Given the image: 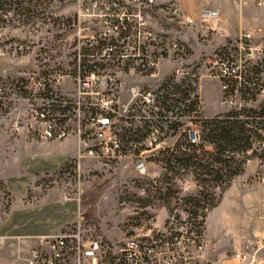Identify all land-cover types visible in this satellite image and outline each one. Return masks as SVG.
<instances>
[{
	"label": "built area",
	"instance_id": "1",
	"mask_svg": "<svg viewBox=\"0 0 264 264\" xmlns=\"http://www.w3.org/2000/svg\"><path fill=\"white\" fill-rule=\"evenodd\" d=\"M156 1L78 0L74 18L68 24L71 38L68 42L60 40L69 47V61L65 65L61 62L47 65L46 70L15 82L14 88L5 87L0 81V112L6 106L10 115L14 114L11 127L15 134L30 135L44 143L74 140L73 163L78 177L83 161L120 164L128 160L139 179L156 184L159 174L151 167L160 152L175 147L177 139L168 145L166 125L174 118L171 112L162 110L159 87L148 88L143 81L160 79L164 58L182 51L177 41L152 25L154 17L163 11ZM211 1L202 0L196 17L178 14L174 9L171 13L182 26L198 23L203 37L228 39L227 22ZM254 1L258 8L264 6V0ZM27 49L24 44L17 46L19 52ZM210 66L217 72L214 78L220 81V108L242 114L249 108L264 107L263 39L239 31L233 53L214 60ZM172 75L190 76L179 70ZM125 80H130L129 86L124 87ZM240 118L259 136L255 148L264 155V117ZM188 119L192 122L193 117ZM138 125H142L139 126L142 141L128 140ZM182 133L188 145H201V131L196 126L189 123ZM148 151L157 154L145 156L143 152ZM258 166V158L247 159L243 171L250 170L251 179L264 185V173ZM138 194L146 197V185L140 186ZM7 205V194L0 182V221L2 208ZM141 221L122 240L108 241L87 234V222L78 218L66 232L28 238L34 239L36 245L28 248L20 261L22 264H264V236L254 235L227 249L205 237L200 216L194 219L186 213L184 217L171 214L160 219L146 212ZM10 239L21 240L0 235V245Z\"/></svg>",
	"mask_w": 264,
	"mask_h": 264
},
{
	"label": "rangeland",
	"instance_id": "2",
	"mask_svg": "<svg viewBox=\"0 0 264 264\" xmlns=\"http://www.w3.org/2000/svg\"><path fill=\"white\" fill-rule=\"evenodd\" d=\"M156 2L161 3L163 11L154 17L152 25L156 30L162 29L170 40L177 41L182 51L164 58L161 62L160 79H145L143 82L148 88L156 89L175 70L180 73L187 72L190 74L187 77L197 80L200 118L226 112V109L218 106L221 98L220 81L214 78L217 72L211 68L210 63L225 54L233 53L239 27L254 39L264 40V6L258 8L254 0H212L211 5L220 11L230 26V37L221 39L214 35L203 37L198 23L182 26L171 13L174 9L178 14L196 17L202 0ZM77 4L78 0H65L64 3L44 0V3L41 2L33 9L28 23H24L23 17L12 18V12L5 20L0 17V81L5 87L14 88L15 82L46 70L47 65L56 62L65 65L69 61V47L65 46V41L62 43L60 40L65 39L68 42L71 38L68 24L74 18ZM20 44L27 45L28 49L17 51ZM182 78L185 77L175 76L176 81ZM129 84L130 80H125L124 87ZM14 99L12 97L15 107ZM255 102L259 104V99L255 98ZM7 109L4 106L0 112V182L5 193H8V205L6 208L1 207L3 212L0 224L4 223L10 232H15V216L18 217L19 226L25 227L24 231L51 230L58 220L33 210L43 209L54 203L76 204L80 208L76 220L83 218L87 222V234L108 241L122 240L126 232L142 224L141 219L146 212L155 214L160 219L171 214L185 216V212L173 203L169 205L151 198L144 199L147 201L145 206L141 202L137 203L138 186L145 185L148 179H139L128 160L120 164L83 161L79 177L74 169L71 176L46 178H43L45 174L50 175L53 172L33 173L28 170L27 162L30 157L39 162L38 168L46 164L49 167L53 165L51 161L55 158L58 160L60 155L71 156L75 152L73 143L62 141L61 144L31 145L30 142L35 141L32 136L16 135L12 130L14 114L10 115ZM194 119L192 122L188 118L180 119L183 126L176 135L167 137L168 145L179 139L182 130L189 123L200 129L199 122ZM143 153L150 157L157 154L155 151ZM254 165L253 162L252 166ZM151 169L160 178L159 163L153 164ZM258 170L264 173V158L259 160ZM251 174L250 170L243 171L240 176L235 177L222 194L219 204L204 211L203 217L200 216L205 237L218 243L220 247L228 249L254 235L264 236V185H259L254 178L251 179ZM173 183L176 185L175 189L180 191L179 199L196 190V184L191 177L174 179L171 184ZM171 209L174 210L170 211ZM24 216L34 219L29 222ZM16 242L14 245L9 243L12 247L5 246V264H22L20 258L28 250L30 240L22 236Z\"/></svg>",
	"mask_w": 264,
	"mask_h": 264
},
{
	"label": "trees",
	"instance_id": "3",
	"mask_svg": "<svg viewBox=\"0 0 264 264\" xmlns=\"http://www.w3.org/2000/svg\"><path fill=\"white\" fill-rule=\"evenodd\" d=\"M44 0H0V17L7 19V13H13L12 18H25L24 23L33 15ZM161 106L165 113H172L173 121L166 125V135L174 136L182 128L180 119L193 117L198 121L201 130V145L198 147L188 145L185 135L180 134L172 150L160 152L156 161L160 165V178L156 184L147 182L146 198L137 194V203L146 205L144 199L151 198L167 204H174L190 218L204 216L208 211L219 204L222 194L228 189L233 179L243 173V164L247 159L258 158L264 155L255 148L258 139L256 132L251 130L249 123L240 118L264 117V107L260 110L247 109L244 113L227 111L210 118H200L198 113L197 80L185 77L176 81L175 77L164 80L160 87ZM193 114V116H191ZM163 117V114H161ZM147 129V124H145ZM128 140L140 142L143 139L139 126ZM129 136V135H128ZM183 147L185 150H183ZM74 169L73 160L65 164L53 174L46 177L71 176ZM191 177L196 184V190L183 198H178L180 193L174 179ZM140 185L138 186L139 189ZM171 209L170 211H173Z\"/></svg>",
	"mask_w": 264,
	"mask_h": 264
},
{
	"label": "crops",
	"instance_id": "4",
	"mask_svg": "<svg viewBox=\"0 0 264 264\" xmlns=\"http://www.w3.org/2000/svg\"><path fill=\"white\" fill-rule=\"evenodd\" d=\"M225 20L227 22V19H225ZM227 26L229 27V31H230V26H229L228 22H227ZM237 31L239 32V31H243V30L241 29V27H239V28H237ZM204 118H210V117H204ZM69 141L73 143L74 150H75L74 140L70 139V140H66L63 142H69ZM63 142H49V143L61 144ZM30 143H32L31 145H33V144H44V142H40L38 140H35L33 142H30ZM73 156H74V151L72 152L71 156L66 155V154H62L59 156L58 160H57V158H55L54 160L51 161L53 163L52 166L50 165L49 167H47V164H46L41 168H38L39 162L35 161V159L33 160V157H30L29 158L30 161L27 162V168H28V170L32 171L33 173H51V172L55 173L61 167H63L65 164L72 161ZM7 195H8V193H7ZM33 211L35 213L44 214V216H47V217L53 216L56 221L58 220L55 223L54 228H52L49 231L39 230V231L27 232V231H24L25 227L19 226V223L17 222L18 217L15 216V232H10V230L5 228V224L1 222V224H0V235L6 236V237H17V238H21L22 236H23V238H36V237L53 236V235L58 234V233L66 232V231L70 230L73 227V225L75 224V222L77 221L76 218H77V215L80 211V208L77 207L76 204H74L73 202H68V203H54V204H51V205H49L43 209L40 208V209H36ZM30 213H32V212H30ZM47 217H45V218H47ZM24 218L26 219V221H29V222H31V220L34 219L32 217H29V216H24ZM49 220H51V219H49ZM23 222H25V221H23ZM11 242L6 241L3 245H0V264H5V261H6L5 255H4L5 254V246L6 247L7 246L12 247L11 245H14L15 241H11ZM9 243H11V245ZM35 245H36V241L34 239L30 240L29 248L34 247Z\"/></svg>",
	"mask_w": 264,
	"mask_h": 264
}]
</instances>
